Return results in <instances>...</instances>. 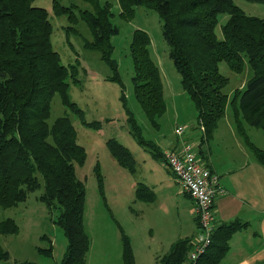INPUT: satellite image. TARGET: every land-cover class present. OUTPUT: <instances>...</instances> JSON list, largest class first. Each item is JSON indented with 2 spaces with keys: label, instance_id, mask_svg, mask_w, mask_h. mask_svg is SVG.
Segmentation results:
<instances>
[{
  "label": "trees",
  "instance_id": "trees-1",
  "mask_svg": "<svg viewBox=\"0 0 264 264\" xmlns=\"http://www.w3.org/2000/svg\"><path fill=\"white\" fill-rule=\"evenodd\" d=\"M34 1L0 0V209L24 202L29 193L41 188L42 181L39 199L49 209L59 210L54 222L67 241L59 264H85L91 241L83 219L85 185L76 174V166L85 162V149L77 143L76 131L67 116L57 118L52 125L47 122L55 94L64 106L82 117L81 110L67 95L69 83L77 82V70L73 65L61 64L50 42L49 10L33 5ZM51 1L53 15H65L71 24L77 20L74 4L64 6L60 0ZM82 1L92 7L80 15L91 35V40L84 41V48L99 52L112 71L110 78L121 84L111 42L119 30L111 21L110 6L101 4L100 0ZM247 1L264 4V0ZM118 6V16L125 21L134 17L136 7L158 13L169 58L196 112L200 146L212 139L219 121L231 109L237 130L256 161L264 166V153L249 140L244 129L248 125L264 131V20L247 16L234 0H118ZM220 15L228 16L221 26V40L215 34ZM149 47L148 34L135 29L129 44L133 94L150 123L158 127L157 120L165 112V103L160 71ZM220 62L236 73L248 65L252 76L242 89L228 95L225 88L229 81L219 73ZM125 110L133 136L141 138V127ZM84 124L91 128L99 126ZM147 143L153 155L165 163L157 145ZM107 146L120 167L131 173L135 171L133 157L126 147L114 139L108 140ZM94 173L102 195L103 180L98 165ZM147 190L138 183L135 199L152 203L155 196ZM246 226L238 219L217 226L210 246L197 264H220L229 250L232 235ZM119 230L122 264H135L130 239L121 227ZM17 232L14 220H0V237ZM190 248V238L178 239L157 261L182 264ZM40 251L51 255V245ZM8 259L9 253L0 244V264ZM254 264H264V260Z\"/></svg>",
  "mask_w": 264,
  "mask_h": 264
},
{
  "label": "rangeland",
  "instance_id": "rangeland-1",
  "mask_svg": "<svg viewBox=\"0 0 264 264\" xmlns=\"http://www.w3.org/2000/svg\"><path fill=\"white\" fill-rule=\"evenodd\" d=\"M100 2L109 4L113 13L111 21L119 30L111 42L112 58L117 63L121 84L110 78L112 71L101 60L99 52L84 48V41L91 40V35L80 15L83 10H92L89 3L82 0H60L64 6L75 5L77 20L71 24L65 15H53L51 0L33 2V5L49 10L52 25L50 42L53 50L59 54L61 64L73 65L77 70V82L69 83L67 95L82 112L80 117L64 106L60 96L55 94L51 99L47 122L52 125L57 118L67 116L76 131L77 143L85 149L84 164L76 166L77 177L85 185L83 219L86 233L91 239L85 264H122L119 227L130 239L135 264H158L152 255L159 254L156 252L161 249V244L175 240L186 227L188 217L184 207L189 202L174 194L169 183L170 173L164 161L153 155L152 147L147 142L157 144L165 137H172L174 126L189 125L196 113L188 95L181 88L179 74L169 58L158 13L152 9L136 7L134 17L125 21L118 16V0ZM234 4L247 16L264 20V4L247 0H234ZM227 19V15L218 17L215 34L219 40L222 39L221 26ZM135 29L148 34L151 56L160 71L165 112L157 120L158 127L150 123L133 94L129 44ZM218 70L228 78L225 88L228 95L244 86L252 76L248 65L244 66L241 73H236L225 62H220ZM123 103L141 127L139 139L131 132ZM230 110L226 113L229 120L223 118L227 123L232 119ZM84 122L97 123L99 126L91 128ZM251 129L249 131L252 132H246L247 136L264 153V131L256 127ZM110 139L130 151L134 172L118 165L107 146ZM214 154L219 156L220 150H214ZM96 165L103 180L102 195L94 173ZM129 183L145 185L155 200L152 203L136 200ZM40 184L41 188L29 193L24 202L12 208L0 209V220L10 218L18 226L16 234L0 237L2 248L9 253V259L4 264H59L62 260L67 241L62 229L54 222L59 210L49 209L39 199L43 192L42 181ZM50 245L51 255L40 251L48 249Z\"/></svg>",
  "mask_w": 264,
  "mask_h": 264
},
{
  "label": "crops",
  "instance_id": "crops-1",
  "mask_svg": "<svg viewBox=\"0 0 264 264\" xmlns=\"http://www.w3.org/2000/svg\"><path fill=\"white\" fill-rule=\"evenodd\" d=\"M224 117L229 120L226 114ZM195 119L189 125L186 124V126L176 124L172 129L173 136L165 137L162 142L158 141L156 145L163 154L167 151H174L182 142L193 146L197 159L206 168L219 176V183L226 191V194L217 196L213 202L215 226L217 227L236 219L247 224L244 229L232 235L229 240V250L220 264H254L255 262L263 261L264 166L256 161L252 150L247 146L244 137L237 130L233 117L229 123L221 119L213 133L212 139L202 146H200L199 142L201 133ZM177 126H183L185 129L181 137H178L175 132ZM247 126L244 125L245 132H252L249 131L252 130V127L247 128ZM248 138L251 141L250 137ZM216 149L220 150L219 156L214 154ZM167 172L170 173L171 179H169V183L172 185L174 194L182 196L184 200L189 202L184 207L188 220L186 227L182 229V232L178 234L175 240L161 244V249L156 252L159 254L152 255L156 262H158V257L168 251L173 242L184 238L192 240L198 231L193 201L186 196V193L180 190L173 174L169 170ZM134 184L129 183L128 185L131 186L132 195L135 198L136 184L135 186ZM156 203H158V198Z\"/></svg>",
  "mask_w": 264,
  "mask_h": 264
},
{
  "label": "built area",
  "instance_id": "built-area-1",
  "mask_svg": "<svg viewBox=\"0 0 264 264\" xmlns=\"http://www.w3.org/2000/svg\"><path fill=\"white\" fill-rule=\"evenodd\" d=\"M184 130L183 126H178L175 132L181 137ZM164 157L166 168L173 174L180 190L193 201L198 231L182 264H197L210 246L216 228L213 202L226 191L219 183V176L197 159L195 149L190 144L182 142L174 151H167Z\"/></svg>",
  "mask_w": 264,
  "mask_h": 264
}]
</instances>
